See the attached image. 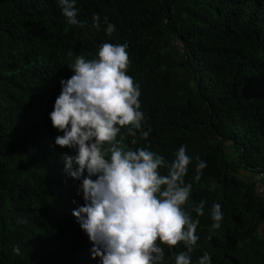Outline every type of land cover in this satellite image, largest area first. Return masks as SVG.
I'll return each mask as SVG.
<instances>
[{
  "label": "trees",
  "instance_id": "obj_1",
  "mask_svg": "<svg viewBox=\"0 0 264 264\" xmlns=\"http://www.w3.org/2000/svg\"><path fill=\"white\" fill-rule=\"evenodd\" d=\"M76 7L84 26L67 24L56 0H0V264H100L72 215L84 201L62 157L75 153L54 144L62 133L49 113L75 56L95 59L105 42L127 44L126 71L139 86L149 133L133 129V137L123 126L120 146L171 162L183 145L193 157L184 207L204 201V214L191 264L205 252L211 264H264V0H77ZM105 17L116 28L110 36ZM196 157L206 167L194 180ZM213 203L224 214L218 228ZM161 247L160 264L186 250Z\"/></svg>",
  "mask_w": 264,
  "mask_h": 264
},
{
  "label": "clouds",
  "instance_id": "obj_2",
  "mask_svg": "<svg viewBox=\"0 0 264 264\" xmlns=\"http://www.w3.org/2000/svg\"><path fill=\"white\" fill-rule=\"evenodd\" d=\"M56 3L67 24L84 26L86 22L78 19L77 0ZM91 20L99 30V14L93 13ZM104 23L106 35L116 31L106 17ZM128 64L127 44L105 42L95 59L76 55L69 66L72 75L59 81L61 90L49 119L62 133L54 144L75 153L62 157L64 171L80 181L84 201L72 215L100 264H160L164 260L161 245L172 248L180 243L186 250L171 254L173 264H191L190 254L199 240L198 217L204 214V201L184 207L192 190L184 177L193 157L183 145L171 162L147 148L120 146L117 135L123 126H130L133 137L136 131L144 138L149 134L143 129L139 86L127 74ZM195 160L197 180L206 163L199 157ZM161 168L167 173L161 174ZM223 215L221 205L213 203L212 228L220 226ZM12 251L20 255L19 246ZM197 264H211V257L205 252Z\"/></svg>",
  "mask_w": 264,
  "mask_h": 264
},
{
  "label": "rangeland",
  "instance_id": "obj_3",
  "mask_svg": "<svg viewBox=\"0 0 264 264\" xmlns=\"http://www.w3.org/2000/svg\"><path fill=\"white\" fill-rule=\"evenodd\" d=\"M259 189L260 190H263L264 189V186L263 185H259Z\"/></svg>",
  "mask_w": 264,
  "mask_h": 264
}]
</instances>
